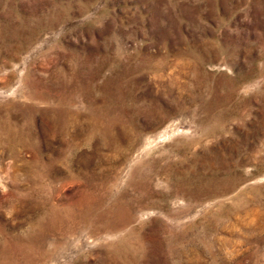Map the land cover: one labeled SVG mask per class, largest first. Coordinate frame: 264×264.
Masks as SVG:
<instances>
[{
    "label": "rangeland",
    "instance_id": "rangeland-1",
    "mask_svg": "<svg viewBox=\"0 0 264 264\" xmlns=\"http://www.w3.org/2000/svg\"><path fill=\"white\" fill-rule=\"evenodd\" d=\"M0 264H264V0H0Z\"/></svg>",
    "mask_w": 264,
    "mask_h": 264
}]
</instances>
